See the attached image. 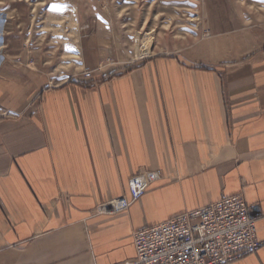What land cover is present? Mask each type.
Listing matches in <instances>:
<instances>
[{
    "label": "crops",
    "instance_id": "crops-1",
    "mask_svg": "<svg viewBox=\"0 0 264 264\" xmlns=\"http://www.w3.org/2000/svg\"><path fill=\"white\" fill-rule=\"evenodd\" d=\"M202 9L190 48L137 63V41L79 23L50 57L35 22L3 10L0 264H126L135 231L235 194L263 244L231 264H264V16ZM146 170L161 178L127 211H99Z\"/></svg>",
    "mask_w": 264,
    "mask_h": 264
},
{
    "label": "rangeland",
    "instance_id": "rangeland-1",
    "mask_svg": "<svg viewBox=\"0 0 264 264\" xmlns=\"http://www.w3.org/2000/svg\"><path fill=\"white\" fill-rule=\"evenodd\" d=\"M207 1L1 0L4 5L0 14L17 4L20 8V19H31L35 22L33 35L43 39V46L45 51L49 50L50 57L53 52L62 56L67 51H72L74 45L71 41L75 39L73 31L79 28L73 24L79 23L80 28L85 27L84 29L88 30L90 27L100 37H113L114 33L120 42L122 39L137 41L136 57L140 59L136 63L154 54L181 53L190 48L203 33L205 14L202 6L207 3L210 6L224 3L241 4L242 12L244 8L249 16H253L256 11L264 16V0ZM147 46L151 48L150 52L141 55V48L144 50ZM58 63L65 64L64 59L60 57ZM84 72L82 76L85 79L92 76L91 73V76L86 78Z\"/></svg>",
    "mask_w": 264,
    "mask_h": 264
},
{
    "label": "built area",
    "instance_id": "built-area-1",
    "mask_svg": "<svg viewBox=\"0 0 264 264\" xmlns=\"http://www.w3.org/2000/svg\"><path fill=\"white\" fill-rule=\"evenodd\" d=\"M10 18L6 12L0 15L4 22ZM91 73L86 70L84 76L88 78ZM160 178L158 170L133 175L128 195L111 199L99 211L111 214L127 211ZM133 243L136 257L126 264H231L256 253L263 244L257 234L254 209L241 194L137 230Z\"/></svg>",
    "mask_w": 264,
    "mask_h": 264
},
{
    "label": "bare ground",
    "instance_id": "bare-ground-1",
    "mask_svg": "<svg viewBox=\"0 0 264 264\" xmlns=\"http://www.w3.org/2000/svg\"><path fill=\"white\" fill-rule=\"evenodd\" d=\"M150 47L149 46H147L146 47V49H144V50H142V48H141V55H146V54H148L149 52H150ZM138 201V200H137Z\"/></svg>",
    "mask_w": 264,
    "mask_h": 264
},
{
    "label": "trees",
    "instance_id": "trees-1",
    "mask_svg": "<svg viewBox=\"0 0 264 264\" xmlns=\"http://www.w3.org/2000/svg\"><path fill=\"white\" fill-rule=\"evenodd\" d=\"M113 75H114V74H111L110 77L113 76ZM102 80H104V79H102Z\"/></svg>",
    "mask_w": 264,
    "mask_h": 264
}]
</instances>
